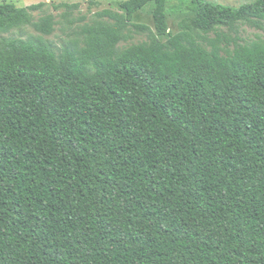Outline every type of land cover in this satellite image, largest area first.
Returning <instances> with one entry per match:
<instances>
[{"label": "trees", "instance_id": "1", "mask_svg": "<svg viewBox=\"0 0 264 264\" xmlns=\"http://www.w3.org/2000/svg\"><path fill=\"white\" fill-rule=\"evenodd\" d=\"M167 2L0 39V264H264V41L218 32L263 31L264 0H191L177 34ZM45 6L1 3L0 34L51 36Z\"/></svg>", "mask_w": 264, "mask_h": 264}, {"label": "rangeland", "instance_id": "2", "mask_svg": "<svg viewBox=\"0 0 264 264\" xmlns=\"http://www.w3.org/2000/svg\"><path fill=\"white\" fill-rule=\"evenodd\" d=\"M46 0H0L1 3H11L16 5L19 8L28 7L34 4L42 3ZM127 0H50L46 2V6L41 12H34L33 16L35 21L40 17L46 14H52L55 16L57 21V26L55 32L51 36H43L40 33L36 32L32 27L26 26L18 29L12 30L8 34H0L1 38H13V39H22V40H32L42 38L48 43H51L56 50L62 49L66 44L80 39L79 33L81 29L86 24H91L95 18L97 12L103 10H113L118 11V4ZM209 3L231 7L239 8L241 5L251 3L253 0H207ZM191 0H168L166 14L168 16V25L169 30L173 34H177L181 31V23L185 20H190L193 18L194 14L191 13L188 9ZM79 4L80 8L73 12V15L70 17V20L74 21L73 24H68L61 17L65 12V8L60 7L58 10H55V7L63 4ZM155 9L154 3H149L143 10L138 12L133 17L134 23L145 24L150 28L154 29L153 22V11ZM218 32L224 35H227L230 38L237 36L243 42H253L257 40L264 41V30H258L245 26L243 24L237 25V30H230L227 27H219ZM210 39L215 38V34L211 33L208 36ZM163 41L166 38H161ZM146 40V35H137L132 42L127 44H121L128 46L131 44L140 43ZM120 45V46H121Z\"/></svg>", "mask_w": 264, "mask_h": 264}, {"label": "crops", "instance_id": "3", "mask_svg": "<svg viewBox=\"0 0 264 264\" xmlns=\"http://www.w3.org/2000/svg\"><path fill=\"white\" fill-rule=\"evenodd\" d=\"M48 1H50V0L43 1L42 3H46V2H48Z\"/></svg>", "mask_w": 264, "mask_h": 264}]
</instances>
